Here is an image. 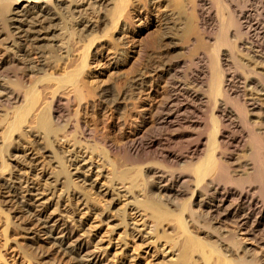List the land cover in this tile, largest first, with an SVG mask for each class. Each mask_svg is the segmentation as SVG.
I'll return each instance as SVG.
<instances>
[{"label":"bare ground","instance_id":"1","mask_svg":"<svg viewBox=\"0 0 264 264\" xmlns=\"http://www.w3.org/2000/svg\"><path fill=\"white\" fill-rule=\"evenodd\" d=\"M133 1L0 0V107L7 110L0 109V177L21 181L6 157L20 159L15 144L32 138L29 150L48 159L33 176L48 201L56 195L88 237L103 227L107 248L133 264L142 247L155 261L141 264H264V21L257 18L264 4L238 12L234 0H175L189 18L182 41L165 34V50L204 52L190 65L143 67L145 45L134 58L129 44L154 23L132 22ZM168 16L164 30L175 26ZM6 71L12 75L4 78ZM91 77L107 79L96 86ZM29 168L38 171L31 160ZM17 190L0 182L6 242L18 229L2 195L19 205ZM42 205L32 208L42 213ZM32 216L40 215L30 205L22 228L34 237L19 244L25 259L83 264L81 247L53 251L55 243H41L42 224Z\"/></svg>","mask_w":264,"mask_h":264},{"label":"rangeland","instance_id":"2","mask_svg":"<svg viewBox=\"0 0 264 264\" xmlns=\"http://www.w3.org/2000/svg\"><path fill=\"white\" fill-rule=\"evenodd\" d=\"M138 1H140V2H138ZM146 1H150V0H136V2H135V0L133 1L134 2L132 4L133 6L131 5L132 7L131 6L129 7L130 8L129 13L131 12L130 19H132V22L137 24L138 26L141 25L142 23L152 19L151 21H153L154 25L150 29V31H147L141 35V37L139 39L140 43H135V44L130 43L129 44L130 47H129L128 53L131 55V57L137 58L136 50H139L138 45L143 44V45H145V48H146L145 49V51H146L145 52V58L146 59H145L144 63L142 64L143 67L146 64H149L146 66H150V67H152V66L154 67V66H158V65H159V67H161L166 62H168V61L173 62L174 60H181L182 62L184 61V63H186V62L189 63V65H190V59L192 60L193 58H195V56L197 55L196 52L199 51L201 53V50H203L202 51V53H203L204 49H200V50L194 52L195 55H193L192 51L191 52L188 51V54H187V51H185V50H177L176 52H173V53H172V51L165 50L168 47V45H167L168 40L166 39L165 34L169 33L168 36L174 37L175 39H177V41H180V40L182 41V39L184 38L185 35H184V28L183 27L189 18L188 8L185 6H182L184 4H181L178 6L176 3H174L175 0H158V1H161L160 4L159 3L158 4L157 3H154V4L150 3L149 4ZM139 3H141V4H139ZM144 3L146 5H144ZM172 3H174V5ZM137 4H138V6H137ZM147 4L150 6H147ZM233 4H234L233 8L235 10H237L238 12H241V11L253 12L254 9L257 10L258 6L264 4V0H234ZM142 6H144V7L142 8ZM216 10L217 9L215 7V11ZM225 13L224 14L227 16L228 15L227 11H225ZM146 14H147V17H146ZM162 15H163V17L165 15L170 16L171 19L169 18V16H168V18L171 20V22L173 24H175V26L172 28L173 30L172 29L171 30L170 29L164 30L163 22H161L162 21L161 18H163ZM257 18L261 21V23H263L264 14L259 13L257 15ZM139 19H140V21H138ZM247 25L248 24H245V27L248 28ZM166 31H167V33H166ZM128 41H130V39ZM144 42H145V44H144ZM1 47L3 49L4 46L0 45V49H1ZM159 47H162L165 51H163L162 49L160 50ZM2 49L0 52L3 51ZM190 54H192V55H190ZM241 57L244 58L243 56H241ZM142 65L140 66L141 70L143 69ZM94 66H95V64L92 65L93 68H94ZM187 68H188V64H187V66L185 64L183 68H180L181 72L183 71V69H185L184 70L185 72L184 71L182 72L183 74H185L186 71L188 70ZM99 70H100V66H98L97 68H94L93 71L96 73ZM6 73H7V71L3 73L2 77L5 78L6 75H4V74H6ZM7 75L11 76L12 74L9 72V73H7ZM180 76L185 77L182 74H180ZM97 79L98 78H96V77H94V78L91 77L90 81L91 82L94 81L93 84H96V86H97V84H100V83H101L100 85H102V80L107 79V77H104L101 80L99 79V82L98 81L96 82ZM249 92H250V90L246 92L248 96L252 94L251 93L252 91L250 93ZM255 97H258V96L255 95ZM1 108H3L2 113H4V111H7L6 108H5V110H4V107H0V109ZM2 113H0V115ZM27 129L28 128H26V130ZM32 140H33L32 138L29 139L28 137H25V139L23 141H20V145L18 143L15 144V148H17V150H18V155H20L19 156L20 159H15V158L10 159L9 156H8V158L6 157V160L8 159L7 160L8 164H10V169L14 166L13 167L14 169H12V171L15 173V175L16 174L20 175L19 177H21V181L15 180V179L9 180L7 172H6V174H4L3 176L0 177L1 183H6L8 185L15 186V188L18 189L17 191L20 194V196L21 195L23 196L21 198L23 201L22 200L20 201L21 204L17 205L15 203L13 205V203H9V201L11 199L10 195H6V194L2 195L3 200L6 201L5 205L3 204L4 209H2V210L5 211V214H10L9 218H10V221L13 223L12 229H14L13 226H15V229L17 227L18 230L16 233V238H14V239L8 238V242H6L5 238L2 235V231H3L4 227H3L2 222L0 223V255L3 256V260L0 259V264H39V263L32 262V261L25 259L22 255L21 250L19 249V244L20 245H23V244L27 245V244H29V238L34 237L33 235H29V232H25L23 230V228L29 227V219H27L26 216L29 215L30 205H31V212L33 213V215L34 214L40 215V216H35V217L32 216V217H33L34 221L37 222V223L35 222V224H37V225L42 224L39 227H37V229H36V232H37L39 238H41V243H49V241L50 242L52 241V243H55L54 246H53V244H51L52 248L50 245L45 244L48 248L47 250L52 249L53 251H55L60 246V251H63L64 249L67 251H70V250L76 251L77 248L81 247V251L78 250L79 252L77 253V261L82 262L83 264H133V262L128 260L129 257L126 256L127 253H126V255L120 254V250L115 248V246H114V249H111V246L109 248H107L106 242L109 239L108 238L109 235H106L104 233L105 230L103 229V227L100 230L95 229L94 232L91 234V237H88L89 236V235L87 236L88 226L85 225L83 227L82 225H80L79 217L76 215L71 216V209L66 205H62L64 203L58 202V198L56 197V195L55 196L53 195L52 199L48 201V198L51 197V195L49 196V191L44 192V190H42V187H40L39 185L36 184V182H37L35 180L36 177L33 178V176H35L36 174H41L42 165H44L48 161V159L46 160V155L43 154L44 153L43 151H42V154H41V151L39 152L40 153L39 154V153H36V151H32V150L30 151L29 150V142ZM21 143L23 145H21ZM21 147L22 148L26 147L27 150L22 149ZM33 152H35L36 155ZM238 155L243 157L245 155V153L240 151L237 153L236 156H238ZM29 160H31V163H34V166H36V168H38L37 172L36 171L32 172V170L29 168ZM34 160H35V162H34ZM18 161H19V163H21V165L17 164ZM99 165H100V163H99ZM95 174H96V172H95ZM95 174H91V173L87 174V177H91L93 181H97V182L102 183L103 181H101V179H97ZM44 183L45 182L43 181L42 184H44ZM54 190L57 191V189H54ZM37 194H40V195H37ZM59 194H60V192H58L57 195H59ZM0 195H1V193H0ZM64 195L65 194H63V196ZM94 196H96V195H94ZM100 199H102L101 201H103L102 202L103 204H106V205L109 204L110 197L105 198V197L101 196ZM33 204L35 206L43 204L44 206L42 205V207H45V211L43 210L42 213H39L37 210H40V209L32 208ZM65 204H68V203H65ZM20 207H22V209ZM52 219H54V220H52ZM51 220H52V222H50ZM54 221H56V222L54 223ZM91 222H93V221H91ZM25 223H28V225L26 226ZM114 224H116V222ZM79 225H80V227H79ZM94 225H96V224H94ZM34 227L32 225L31 229L34 230ZM48 227L50 228L49 230H51V231L44 234ZM61 232H63V233H61ZM119 232H120L119 229L116 230L113 234V238H115V239L118 238ZM96 233H98V234L96 235ZM68 234H71V239L68 238ZM29 236H31V237H29ZM103 238H104V240L100 241ZM127 243H130L127 246V248H128L127 250H130L132 245H133V242L129 241ZM140 251H141V253H139L140 254L139 258H137V260H136L137 264H141L145 260V258H147V257H150V260L152 259L153 261H155L154 260L155 254L152 253L150 250H148L145 247H142L139 249V252ZM115 254H116V256H115ZM128 255H130V254H128ZM45 256H47V253ZM65 261H63V262L61 261L62 262L61 263L60 259H58V260L54 259L52 261V264H76L77 263L76 261L75 262L70 261L71 263L67 260H65Z\"/></svg>","mask_w":264,"mask_h":264}]
</instances>
